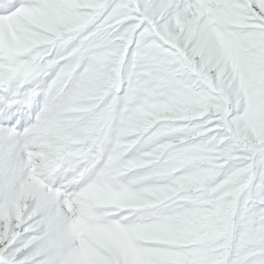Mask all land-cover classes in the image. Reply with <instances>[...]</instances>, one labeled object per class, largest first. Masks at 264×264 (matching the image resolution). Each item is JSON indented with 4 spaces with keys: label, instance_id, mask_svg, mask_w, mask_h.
Wrapping results in <instances>:
<instances>
[{
    "label": "snow or ice",
    "instance_id": "1",
    "mask_svg": "<svg viewBox=\"0 0 264 264\" xmlns=\"http://www.w3.org/2000/svg\"><path fill=\"white\" fill-rule=\"evenodd\" d=\"M258 176L264 0H0V264H264Z\"/></svg>",
    "mask_w": 264,
    "mask_h": 264
},
{
    "label": "rangeland",
    "instance_id": "2",
    "mask_svg": "<svg viewBox=\"0 0 264 264\" xmlns=\"http://www.w3.org/2000/svg\"><path fill=\"white\" fill-rule=\"evenodd\" d=\"M259 184V187L256 185ZM258 195H264V180H261V177H257V181L254 182L253 187V197L255 198ZM253 201H250L252 203Z\"/></svg>",
    "mask_w": 264,
    "mask_h": 264
},
{
    "label": "clouds",
    "instance_id": "3",
    "mask_svg": "<svg viewBox=\"0 0 264 264\" xmlns=\"http://www.w3.org/2000/svg\"><path fill=\"white\" fill-rule=\"evenodd\" d=\"M217 225H218V228L222 227L223 226V221L222 220L217 221Z\"/></svg>",
    "mask_w": 264,
    "mask_h": 264
}]
</instances>
